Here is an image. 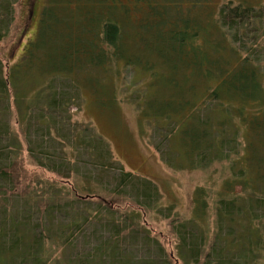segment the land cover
<instances>
[{"label":"trees","instance_id":"1","mask_svg":"<svg viewBox=\"0 0 264 264\" xmlns=\"http://www.w3.org/2000/svg\"><path fill=\"white\" fill-rule=\"evenodd\" d=\"M149 1L135 6V40L105 5L73 21L57 0H22L28 22L9 64L0 59L2 264H264V8L230 2L195 21ZM18 2L0 0V44ZM118 67L149 77L139 117L172 126V167L223 165L215 198L195 189L188 218L162 204L156 183L125 171L101 135L69 127L78 79L115 104ZM148 213L171 219L173 255L145 227ZM87 228L93 247L67 259Z\"/></svg>","mask_w":264,"mask_h":264},{"label":"rangeland","instance_id":"2","mask_svg":"<svg viewBox=\"0 0 264 264\" xmlns=\"http://www.w3.org/2000/svg\"><path fill=\"white\" fill-rule=\"evenodd\" d=\"M31 1V0H30ZM57 0V5L63 8V11H71L73 16H77L74 20H80L83 15L92 10L93 5H105L111 11H116L118 18L126 24L125 30L129 32L131 39L137 40L138 30L134 28V21L138 13L135 6L147 5V0ZM127 1V2H126ZM153 1V0H152ZM42 4L46 5L47 0H42ZM151 2V1H149ZM230 2L232 6L241 5L243 7L262 9L264 8V0H156V4L160 7H168L171 10H184L191 16L195 15V21L205 19L203 16L206 12L218 10ZM121 3V4H120ZM22 0H19L14 6V21L10 28L9 36L6 41L0 44V59L3 64L8 65V52L13 44L19 41V35L27 21L28 12L20 7ZM123 5L125 8H123ZM170 5H174L173 8ZM125 9H129L128 12ZM130 11V12H129ZM26 12V13H25ZM140 35V33H139ZM128 37V38H129ZM17 51V50H16ZM13 64L12 62H10ZM114 67L111 68V70ZM121 71L120 85L116 87L115 104L108 100L106 89L98 86L100 84H90L84 79H78V84L82 90V99L80 106L69 109L70 128L76 125L79 128H87L89 131H95L101 135L110 145L115 160L121 165L125 171L133 172L139 176L151 180L158 186L162 195V204L165 206L173 205L175 214L180 218H188L190 216V199L192 193L197 188H204L209 192L210 202L215 198V192L218 191L220 184L219 174L223 165L216 164L211 166L207 171H178L176 166L172 167L169 154V144L167 140H171L168 134L171 127L167 123L159 122L156 126H149L148 118L144 116V120L139 117L140 108L138 104L142 103L141 91L146 88L149 82L148 76H143L131 70ZM264 69V67H263ZM132 80L137 81L138 85L133 86ZM155 124V123H153ZM16 130V127H14ZM68 150V149H67ZM234 159V158H232ZM24 167L29 174L35 173V168L29 164L27 154L23 152ZM83 165V164H82ZM77 164L79 169L78 175L82 176L84 165ZM226 166V164H225ZM90 169V168H89ZM82 172V173H81ZM51 175H45L44 178H51ZM145 227L155 236H159L164 240L163 247L169 255L174 254L173 236L169 229L170 220L162 219L160 216L148 213L143 218ZM209 222H212L210 215ZM95 235L92 228H87L85 232L78 236L70 247V251H66L64 256L68 259L74 257L77 253H83L94 245ZM51 252L55 251V247L46 245ZM135 248H138L135 247ZM58 257L63 261V256H59L56 252L51 260ZM0 264H2L0 262Z\"/></svg>","mask_w":264,"mask_h":264}]
</instances>
